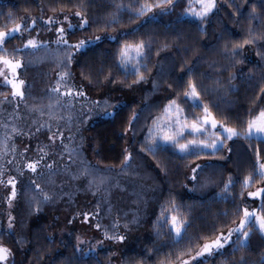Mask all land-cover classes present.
Here are the masks:
<instances>
[{
    "label": "snow or ice",
    "instance_id": "snow-or-ice-1",
    "mask_svg": "<svg viewBox=\"0 0 264 264\" xmlns=\"http://www.w3.org/2000/svg\"><path fill=\"white\" fill-rule=\"evenodd\" d=\"M96 0H55L49 4V11L52 15L44 14L43 4L39 7L40 15H32L30 8H25V15L17 16L12 11L0 13V87L9 89L0 92V185L5 188L10 187L7 196L8 207L13 206V202L18 196V176H24L30 172L35 176H43L41 169L48 170L55 174L63 171L72 180L86 181L87 189L93 190V195L98 192H105L111 195L110 189L105 185L110 183V178L100 175L102 171L112 169H98L90 162L82 158L83 143L85 137L82 135L83 126L98 111L102 114H112L109 109H115V104L111 102L110 96H105L103 100L92 99L88 92V86H106L107 84L123 85L128 89L136 88L145 83H151L152 90L158 91L162 85L159 80L152 78V69L148 67L149 53L154 41L159 37L150 34L147 38L143 36L136 39H125L119 44L116 52V71L123 73L122 78H114V70L111 65L100 62H88L82 65L79 72L81 78L77 83L72 66L78 63L76 54L88 47L95 41H100L105 37L100 35L81 36L73 42L70 36L72 29L78 27L83 30L91 26L90 6ZM178 0H137L136 3L124 4L123 0H118L113 4L115 11L108 12L102 30L106 31L113 25L121 22V13H129V18L135 27L128 31L121 32L120 35L128 36L129 32L138 31L149 19L155 20L158 14H166L174 10ZM251 3V11L247 14V30L245 35L239 40H224L221 57L227 61L217 71H227L225 78H217L214 83V90L231 93L237 91V85L233 83L241 77H246L249 83L253 79L254 68L259 67L260 62H264V0H187L184 13L196 18L199 22L198 30L206 34L205 26L210 22V18L216 15L223 5H227L231 12H226L234 24L241 23L242 10ZM259 4V8L258 5ZM158 10V12H157ZM74 19L76 23L74 24ZM43 27L49 33L55 35V40L39 39V28ZM36 31V35L32 32ZM116 31L115 28L112 29ZM19 35L22 44L14 46L9 51L8 44ZM25 34H27L25 38ZM108 40L117 41L118 36L108 34ZM176 39H179L177 37ZM55 43L56 48V73L57 80L55 86L48 91V103L28 104L26 90V80L21 78L20 70L25 65L23 55H17L24 51H35L39 48H49ZM174 46L165 37L163 43L156 49V55ZM249 48L254 49L258 63L254 68L244 72L243 66L252 63L246 55ZM218 61L209 62V67H215ZM239 66V67H238ZM185 71L184 66L180 72ZM188 79L184 83L180 81H165L166 92L171 98H167V103L162 106L160 113L150 117L151 125L147 128L144 137L145 143L141 145L142 152L155 154L158 150L170 145L178 149L184 156H192L197 160L219 159L226 161L231 158L234 151L230 141L235 138H243L258 143L253 146L247 145L248 149L254 152V160L249 161L248 171L243 178L234 177L231 171L228 172L227 180H213L212 176H205L201 188L215 185L220 191L215 194V199L230 207L213 215L210 224H202L200 230L189 233L192 227L191 205H183L177 202L175 195H170L165 203L160 205L159 215L153 222L156 236L170 237V243L156 247L153 245L144 251L152 254L161 252L164 246H169V251L164 254L165 258L159 264H208L211 259L215 264L216 257L221 258V264H246V256L243 254L249 250V241L253 232H257L261 241H264V68L260 70L259 81L250 98V106L246 110V119H241L240 115L233 117L227 114L222 119L217 118L210 101L203 99L204 89L198 85L192 75L193 69H187ZM203 75V74H202ZM129 76L134 79L128 80ZM182 79V77H181ZM87 81V84L84 83ZM147 98V97H146ZM183 101V102H182ZM190 103L193 109L200 111L191 118L188 115L184 103ZM76 103L80 104V110L75 109ZM23 104V109L21 108ZM11 106V111L5 108ZM140 113L133 109L131 115L123 128L125 135L130 132L135 135V125L139 120ZM47 117V119H44ZM67 132V136L65 135ZM46 133L47 143L40 140V135ZM25 138L22 145H18V138ZM79 138L80 143H74ZM36 141L35 157H30L32 151V141ZM65 140L68 143H65ZM59 141V143H57ZM61 151L57 153L56 149ZM96 151V149H93ZM226 154H221L225 152ZM67 154V161L61 166L56 160L45 163L46 159L58 155L63 161ZM11 157V158H9ZM132 159V152L127 147L124 149L123 160L120 170L124 172L129 168ZM73 165H76L73 169ZM191 170V181H200L199 173L205 167H212L210 164L195 163L188 165ZM15 171L16 175L9 174ZM135 174V173H133ZM6 177V179H5ZM54 184V181H51ZM239 183V191L235 187ZM222 185V187H221ZM29 187L33 188L34 194L29 198L30 202L35 201V211L41 210V204L54 199V195L45 191L41 183L36 179H29ZM117 187L119 184L117 183ZM38 193V195L36 194ZM63 195H69L64 193ZM101 201H98L94 211H76L68 224H74L77 218L81 219L83 225H89L101 232L102 239H96L94 244H89L85 248L86 241L81 235L76 236L74 252L78 253V260L84 261L91 257L96 259V254L103 248L105 241H109L118 248L129 239L128 233L131 225L139 223V216L134 215L130 220L125 219L121 231V220L117 216L110 225L99 222L100 213L103 210ZM113 211L111 203L108 204L107 213L111 216ZM127 217V213H125ZM97 222L93 225L92 219ZM15 217L9 212L8 228H13ZM167 226V231H164ZM23 237L19 242H23ZM47 239H52L48 237ZM184 242V243H182ZM178 246V247H176ZM264 249V244L261 245ZM237 252L242 254L238 259H234ZM151 255L144 256L136 260L135 264H146ZM15 253L8 244L0 240V264H14ZM106 264H129L118 252H111L108 255ZM256 264H264V250L260 252L259 260Z\"/></svg>",
    "mask_w": 264,
    "mask_h": 264
},
{
    "label": "trees",
    "instance_id": "trees-1",
    "mask_svg": "<svg viewBox=\"0 0 264 264\" xmlns=\"http://www.w3.org/2000/svg\"><path fill=\"white\" fill-rule=\"evenodd\" d=\"M54 2L55 0H0V13L12 11L17 16L25 15L24 9L27 7L32 10V15L38 16L40 15L39 7L43 4L44 14L52 15L49 11V4ZM115 2H118V0H96L90 6L91 26L83 30L78 27L71 30L73 35L70 36V39L73 42L81 36L100 35L105 37L100 41L93 42L76 54L79 62L72 66V71L76 74L77 79L81 80L79 72L85 61L95 62L97 65L103 61L113 67L114 78H122L123 73L115 69L116 52L119 44L126 38L138 40L142 36L147 38L148 35L154 34L159 37V40L153 42L149 53V68L154 71L156 62L160 57L170 56L172 66L167 74L166 81L176 82L179 80L180 83H184L189 76L187 69L191 67L193 69L192 75L195 77L198 85L205 90L203 99L212 103L214 106L213 111L217 114L218 119H222L224 114L232 116L233 123H235V116L237 114L240 115L241 119H246V110L250 106V98L254 92L258 91L256 85L259 81V73L264 68V62H260L259 67L254 68V65L258 63L254 49L249 48L246 53L252 63L243 66L245 73L248 72V69L254 68L255 75L250 82L251 86L246 82V77H241L233 82L237 85V91L231 93L221 91L217 93L214 90L215 86L213 82L217 78H225L228 75L227 71H217L218 68L227 63L221 57L220 50L222 49L224 40H239L245 35L247 30V14L251 11V3L247 5L246 9L242 10L243 15L239 24H234L232 19L226 15V12H231L232 10L228 9L227 5H223L220 11L212 16L210 22L205 26V34L198 30L197 25L199 22L196 18L183 14L184 8L187 6V0H178L174 10L166 14H158L154 21L149 19L147 23L139 27L138 31L129 32L126 37L120 35V33L135 27L127 12L121 13L120 23L113 25L106 31L102 30L104 21L107 18L106 14L115 11L113 7ZM123 2L127 5L129 3H136L137 0H123ZM236 2L241 3L242 0H236ZM253 2H256V0H253ZM221 3L223 4V0H221ZM257 6L259 8V4ZM261 18L264 19V17ZM113 28L116 29L115 32L112 31ZM36 34V31L32 32V35ZM108 34L117 35L118 40H108L106 38ZM49 35L50 33L43 27L39 28V39L54 41L55 35L50 37ZM26 36L27 34H25V38ZM165 37L168 38L170 44L174 42V46L161 51L160 55L157 56V46L164 42ZM177 37L179 39H176ZM20 44H22V40L17 34V37L12 39L7 46L9 51H11L14 46ZM56 48L55 43H52L47 49L39 48L35 51L17 53V55H23L26 65L21 69L20 74L26 80V90L29 93L27 96L28 104H32V99H38V104L43 103L46 105L48 103V91L55 86L57 80L56 73L59 71L56 68ZM213 60L218 61V63L215 67H209V62ZM182 65L185 69L183 73L180 72ZM132 79H134L133 76L128 77L129 81ZM84 83L87 84V81H84ZM88 88L92 93L97 94L102 92L105 86L90 85ZM8 90L0 87V92ZM171 91L169 90V92ZM190 103V101L184 103V106L187 108L188 115L191 118L200 110L191 108L189 106ZM5 106L8 111H11V106ZM21 108L23 109V104H21ZM138 108V100H129L118 106L111 116L100 118L90 123L86 128L85 159L101 168H120L127 144L123 128L126 126V121L131 115L132 110H138ZM149 118L146 120L147 124ZM146 129L144 126L143 130L138 133L133 146L139 157L141 155L147 159L157 170L161 182V190L157 204L147 219L146 237L143 238L142 242L139 241L135 247L128 249L122 255L129 264H135L136 260L141 259L142 253L144 256L151 255V259L146 260V264H159V261L165 258L164 254L169 251V246H164L159 253L149 254L144 250L153 247V245L156 247L165 245L166 241L170 243V237L162 236L158 238L156 236L153 224L159 215L160 205L165 203L170 195H175L178 203L192 206V227L188 229L189 233L200 230L202 224H210L215 213L223 211L226 207H230V205H226L215 199V194L220 191V188L214 184L201 195L190 194L187 183L188 171L190 169L188 165H194L200 161H208L212 165L213 173L211 176L213 180H220L221 178L227 180L229 171L233 173L234 177L242 179L243 175L248 171L249 161L255 158L254 152L248 149L247 145L251 143L255 146L258 143L256 140L248 141L242 137L235 138L234 141L229 142L234 148L230 159L226 161L215 158L212 160H205L203 158L197 160L192 156H184L170 145H165L163 149L158 150L155 154L142 152L141 145L145 143ZM19 140H16L18 141L16 143L22 145ZM261 147L264 148V144ZM93 149H96V151ZM221 154H226V150ZM29 156L32 157V153ZM239 188L240 185L237 183L234 190L238 192ZM8 194L7 191H0V205L5 201ZM31 196L32 190L18 192V196L10 209L11 214L15 217L14 228L19 227L21 231H24L23 251L19 250L20 248L15 241L14 235L8 229H3V226L6 225V212L0 211V240L12 247L16 259L21 256L23 260H21L22 264H106L108 254L102 250L98 251L96 259L89 257L84 261L78 260L76 258L78 253L74 252L73 247L76 241L72 238L59 239L55 236L54 227L48 217L44 214H37L35 211L32 212V201L30 202L29 199ZM164 231H167V226H165ZM50 236L52 239H47ZM262 244H264V241H261L259 234L254 231L249 241V250L243 253L246 256V264H256L259 260L260 252L264 250L261 249ZM241 254V252H237L234 259H238ZM208 264H213V261L210 259ZM215 264H221L220 257H216Z\"/></svg>",
    "mask_w": 264,
    "mask_h": 264
},
{
    "label": "rangeland",
    "instance_id": "rangeland-1",
    "mask_svg": "<svg viewBox=\"0 0 264 264\" xmlns=\"http://www.w3.org/2000/svg\"><path fill=\"white\" fill-rule=\"evenodd\" d=\"M73 22L74 24L76 23L75 19ZM52 35L54 34L50 33L49 37ZM171 66L172 61L170 56L160 57L157 60L155 69L151 75L153 79L159 80L162 85L161 89L158 91L152 90V85L150 82L139 85L133 89L125 88L122 85L107 84L103 91L97 94L92 93L89 88L87 89L90 97L94 100H103L105 96H110L111 102L115 104V109L129 100H138L139 102V108L137 111L140 113V116L135 125V135H133L131 132L126 135V147L129 151L132 152V159L129 168L124 172H121L120 168H110L112 169L111 171H102L99 173L100 175L110 178V183L105 185V187H108L110 189V196L103 191L98 192L96 195H93V190L87 189L86 181L72 180L71 177L63 171H57L55 174H53L49 173L46 169H41V171H43L44 173L43 176L38 177L30 172H26L24 176H18V192L32 190L33 195V188L29 187V179L32 178L41 183L45 191L54 195L53 200L41 204V210L39 212H36L34 210L35 201H32V212L35 211V213L37 214H44L45 216H47L54 227V235L59 239L72 238L76 241V236L81 235L86 241V243L84 244L85 248L89 247L90 243L94 244L96 239H102L100 231L89 225H83L80 218H77L74 224L67 223V220L71 219L72 215L76 211H94L97 202L101 201V197H104L101 203V207L103 210L101 211L99 218V222L101 224L110 225L113 220L117 216H119L121 220L120 230L123 232L125 230L123 229L122 225L125 219L130 220L134 215H138L139 223L130 226L131 231L128 233L129 239L123 244L119 245L118 248L116 246H113L111 242L105 241L103 248H101L100 250L104 251L108 255L111 252H118L119 255L122 256L128 249L135 247L139 243V241L142 242L143 238L146 237L147 219L157 204V200L161 190V182L157 170H155V168L149 163L147 159H145L141 155L139 157V154L136 153L133 143L136 140V136L138 135V133L143 130L144 126L148 128V126L151 125L152 121L149 117L159 114L162 106L167 103V98H170L169 91L166 92L164 89L166 77ZM21 78L24 79L22 75ZM75 80L77 83L80 82V79H77L76 76ZM37 101L38 99H32V104H38ZM4 107L6 108V106ZM75 109L77 112L80 110L79 103H76ZM114 110L109 109L108 111L113 114ZM112 114H102L99 111L96 114H93L91 116V119L88 120V122L83 126L82 135L86 138V128L90 123L100 118L111 116ZM147 118H149L148 124L146 122ZM44 119H47V117H45ZM65 135L67 136V132H65ZM24 139L25 138L21 137L20 140L19 138L17 140L21 141V144H23L24 142H26ZM40 140L47 143L46 133L44 135H40ZM57 143H59V141H57ZM65 143H68V141L65 140ZM74 143H80L79 138H77ZM35 149L36 141L33 140L32 151L29 153H32V157H35ZM56 151L58 153L59 151H61V149L57 148ZM84 151L85 140L83 143L82 158L86 160ZM51 160H56L58 166H61L63 163L68 162L67 154H65L63 161L60 160L58 155H54L49 159H46L44 162L50 163ZM198 163L209 164L208 161H200ZM91 165H94L101 170L108 169L98 167L93 163H91ZM75 167L76 165H73V169H75ZM212 173V167H205L204 170L199 173L201 178L200 181H191L189 179V177L191 176V170L189 169L187 178L189 193L194 195H201L205 192V190H207L208 188L210 189L212 185L206 188H201L200 183H202L205 176H211ZM9 174L16 175V172L13 170ZM51 181H54V184L51 183ZM117 183L119 184V187H117ZM0 191H7V193H9L10 187L5 188L4 186L0 185ZM64 193H68L69 195H63ZM36 194L38 195V193ZM109 203H111L113 208L111 216H109L107 213ZM10 209L11 208H9L7 204L6 196L5 201H3L0 205V211L6 212V225L3 226V229H8V231L14 235L15 241L20 248L19 250L23 251L24 239L22 243L19 242V240L21 237H25L24 231H21L19 227L14 228V225L11 230H9L8 228V214L10 212ZM125 213H127V217H125ZM96 222L97 219L93 218L92 224L94 225ZM17 259L15 258L14 264H20L23 261L21 256Z\"/></svg>",
    "mask_w": 264,
    "mask_h": 264
}]
</instances>
